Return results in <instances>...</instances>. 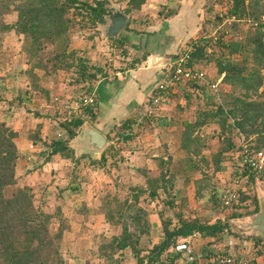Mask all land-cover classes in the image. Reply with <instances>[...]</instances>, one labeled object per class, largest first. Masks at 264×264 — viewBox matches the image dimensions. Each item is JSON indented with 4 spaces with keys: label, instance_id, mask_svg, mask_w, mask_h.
I'll return each mask as SVG.
<instances>
[{
    "label": "trees",
    "instance_id": "trees-1",
    "mask_svg": "<svg viewBox=\"0 0 264 264\" xmlns=\"http://www.w3.org/2000/svg\"><path fill=\"white\" fill-rule=\"evenodd\" d=\"M108 1L0 0V44L9 32L13 31L18 35L19 50L23 52L24 60L29 63L24 72L27 74L32 88L41 89L38 84L40 76L36 69H41L44 74L62 68L70 71V75L66 79L68 86L72 85L74 89L84 88L85 93H91L89 85L105 77L108 70L104 68L105 65L92 61L87 49L70 46L69 37L75 23L74 12L70 13V9L73 8V11L75 10L80 15L79 26L98 29V23L104 22ZM145 1L125 0L123 9L130 14L132 10L140 9ZM174 12L176 10L170 8L168 13L164 14L168 16ZM227 12L236 18L231 22V29L236 28L238 21L242 18L250 20L253 28L248 30L240 40L236 38L229 43L217 40L221 42L222 47L227 48L229 53H239L241 58L239 60L230 57L216 58L217 72L223 73L220 80L222 83L228 84L230 88L220 92L219 100H216L214 95L210 96L212 97L211 106L200 110L193 122L185 123L180 146L183 149L187 148V156L184 158L192 163V165L188 163L192 171L197 167V158L194 160L193 156H200L205 161L207 159L196 146L195 150H190L188 141L193 139L196 143H201V148L205 147L208 143L207 139L205 137L204 140H200L198 131L200 126L209 120L216 122L219 126V145L213 152V171L223 169L222 162L224 159H230L232 155L236 160L240 155L243 143L251 148L264 150V89L262 87L264 79L262 72L264 69V0H248L247 2L232 0L227 6ZM10 15H13L12 20L7 19ZM123 29H134L135 32H140L143 28L130 27V19H128ZM93 36L98 37V31L97 34L94 32L89 34L87 38ZM109 38L121 47V53L127 51L128 43L125 39H121L118 35L109 36ZM204 38L192 41L193 49L191 56L184 64L185 67L199 70V62L212 60L207 54L208 42ZM49 45L52 46L49 47ZM178 54L177 51L174 56ZM142 55L145 57L146 52H143ZM137 59L136 57L132 58V61ZM188 86L194 87L198 91L202 89L203 82L193 79L191 82L180 83L174 92L179 93ZM43 91L45 103H49V93L45 89ZM255 94H257L256 97H254ZM20 95H17L19 100ZM5 100L7 99L0 94V102ZM70 100L71 98L67 101L70 102ZM96 113L97 105L94 104V106H83L78 112H68L67 116L63 115V118L58 121V129H60L58 136L51 138L50 141H46V138L41 136L40 124L28 132L29 145L33 147L39 144L42 146L40 153L45 155L43 163L49 161L55 154L60 155L61 162L64 161L63 164L69 162L65 170L66 184L57 186L56 191L53 192L54 196L60 199L51 211L44 210L35 204L34 186L26 181L28 173H31L33 167L23 173L17 171V164L21 156L15 141L17 131L8 126L3 118L0 119V264H67L62 252L65 229H70L72 218H87L89 212L84 206V202H74L68 205L65 201L67 193L81 190V180L85 177L81 170L85 154L75 155L70 141L75 137L83 122L87 118L95 119ZM38 115L36 114V116ZM130 119L131 117L126 118L121 123L119 132L117 131L124 138V144L130 139L129 131L131 129L127 127ZM124 130H126L125 133ZM195 130L196 134L192 135ZM120 151H123L121 147H117L115 150L113 146L109 145L99 160L89 157V162L92 165L95 163H99V166L104 165L107 156L115 161L116 154ZM165 157L159 156L158 175L145 178V184H135V194L126 195L123 198L115 195L103 198L101 206L96 209L97 213L110 224L120 225V231L111 235L108 240L98 243L95 254L92 255L102 258L106 264H112L113 261H117V257H113L114 252L128 248L135 264H164L182 253V250L176 248L179 237L193 234L211 237L204 242L205 244L201 247L202 252L196 249L192 250L195 254H209L213 251L221 252L222 249H228L227 244L221 248L216 245L222 240L223 234L228 232L233 239V251H236L234 256L237 260L243 258L244 253L240 251V246H243L242 238L238 231L230 225L227 218L229 215L227 217L216 216L212 220L208 216L200 215L195 210L191 214L185 213L182 203L184 198L179 203L181 209L178 211L174 209L176 200H174L175 194L172 189L176 170L171 168L170 156ZM238 171L239 169L231 170L232 176L237 175ZM141 172L146 175L147 169L143 168ZM180 172L183 180L187 182L188 169L185 168V165L180 168ZM244 173H248L251 185L256 177H264V171L256 173L246 168ZM204 175L206 174L202 172V176L195 180V193H209L214 201L221 202V189H218L208 178H204ZM46 187L45 185L42 189L43 192L47 190ZM146 188L152 198L162 191L168 193L169 197L164 200V204L169 206L171 211L167 215L162 212L163 210L157 211L161 222L160 238L152 244L149 252L144 254L141 252L138 242L141 235L149 230V218L146 209L137 203L139 193ZM246 197H248V191H243L240 188L238 198L227 205L232 209V217L243 215L239 207ZM253 201L254 206L247 210V214L256 213L260 208L255 197ZM70 215L72 216L70 217ZM58 216V224L52 226L53 219ZM252 239L251 247H254L260 241V236H253ZM253 259H250V264L253 263Z\"/></svg>",
    "mask_w": 264,
    "mask_h": 264
},
{
    "label": "rangeland",
    "instance_id": "rangeland-1",
    "mask_svg": "<svg viewBox=\"0 0 264 264\" xmlns=\"http://www.w3.org/2000/svg\"><path fill=\"white\" fill-rule=\"evenodd\" d=\"M118 1H122L121 3L123 4L125 2V0H109L107 2V8H110L111 4L117 6L116 4L118 3L116 2ZM245 1L247 2L248 0ZM231 2L232 0H149L148 9H151L156 14H161V12L168 13L170 8L168 10L164 9L165 7L163 8V6H167V3L175 4L172 7L175 10L177 8L179 10L181 8L184 9L183 12L188 17L187 29L180 35L179 31L181 28H179V25L178 27L176 26V29H173V34H176L175 40L180 38L175 52H181L184 48H189L192 41H198L205 37L204 39L208 42L207 54L212 60L198 63L200 66L199 70H202L205 74L203 75L205 79H203V76L200 78L201 82H203L202 89L197 91L194 87L191 88V86H188V88L181 90L179 93L171 90L165 94L164 99L159 100L155 104H151V109H145L144 105L143 108L139 107L133 113L127 127H130L129 129L131 130H136L134 128H137L139 132L143 129L151 130L153 133L161 131L158 142L156 137L151 138L152 134L150 133L148 134V140L143 139V142L134 144L132 139L136 138L139 133L138 131H133V133H130V139L124 144V138L121 133H117L114 135L115 138L113 141L115 145L113 148L116 150L117 147H121L123 150L116 154V160L118 161L108 159L104 165L99 166V163L92 165L87 160L82 164V175L85 177L81 180V190L78 191L75 197H67L66 204L71 205V202H76V200L78 203L84 202V206L87 207L89 212L87 218H72L70 220V229H65L62 252L67 264H85V262L81 261V257L83 259H89V263L91 264H106L102 258L94 257L92 254H95L98 243H101L103 240H108L113 234L119 233L120 225L110 224L102 215L97 213L96 209L101 206V202L106 196L115 195L123 198L126 195L130 196V194H135V184H145V178L151 175H158L160 166L159 156L161 155L166 156L165 158H167V155L170 156L171 168L176 170L172 189V192L175 194L174 200H176L174 209L176 211L181 209L179 203L184 198L182 203L185 213L191 214L195 210L200 215L208 216L212 220L216 216L227 217L229 215L227 218L229 219L230 225L234 230L238 231L242 238L241 243L243 246H240V251L242 252L244 249L243 253L245 257L250 255V259L254 258V264L259 262L257 261L259 258H263L264 262V233L259 232V228H257L255 222L261 213V202L264 200V177H256L252 185L249 184L247 188L248 197L243 200L241 207H239L243 215L232 217V209L230 206L228 207L223 205L222 202L214 201L209 193H195V180L202 176V172L206 174L204 178H208L211 183L213 182L223 188H226L229 184L228 182L233 177L231 170H233L232 167L234 168L236 166L233 155L230 160H234V163L231 162V164L229 162L227 164L225 162V164L222 162L223 169L213 171V152L216 151L219 145L218 124L209 120L202 124L200 128L198 127L200 134L197 133L199 134L200 140H204L205 137L207 139L208 143L205 147L201 148V143H196L193 139L188 141V148L190 150H195L196 146L200 152L202 151L204 158L207 159L205 161L200 156H193L192 159L196 160L197 158V167L193 171L188 166V160L184 158L187 156V148L183 149L180 146L185 125L193 122L197 118L200 110H205L211 106L210 100L212 97L210 96L214 95V98L219 100L218 95L220 92L230 88L228 84L222 83V80H220L223 73L219 74L217 72L216 58L225 59L230 57L235 60L241 58L239 53H229L227 48L222 47L221 42L217 40L228 41V43L236 38L240 40L248 30L253 28L250 20L244 18L238 21L236 28H230L233 19L229 21L232 15L227 12V6ZM73 12L75 23L73 25L74 29L69 37L70 46L87 49L91 60L105 65L104 68L108 71L114 67L115 69L119 68V64L122 65L119 61L126 59V54L121 53L120 46L103 34L99 28L100 23H98V29L79 26V19L81 17L75 10L73 11V8L70 9V13ZM132 12L134 16H140L142 14L139 9L132 10ZM145 12L146 10L143 13L145 14ZM130 14L131 20L133 14L131 12ZM7 19L12 20L13 15L8 16ZM145 25L147 24L143 22L137 24L136 27L141 29L145 28ZM97 31L98 37L93 36L92 38H87L93 32L97 34ZM9 33L12 35H6L0 44V94L7 99L4 102H0V119L3 118L8 126H11L17 131V136L15 137L16 143L19 142L18 140L22 136L24 139H28L27 135L29 130H34L38 124L41 125L39 129L41 136H44L46 141H50L51 138L58 136V131L60 130L58 129V121L63 118V115L67 116L68 112H73L70 103L67 101L73 97L71 94L81 96L86 93L83 90L84 88L74 89L72 85V87L67 85L66 79L70 75V71L62 68L57 69L55 72L44 74L41 69H36L40 76L38 84L41 89L32 88L27 78L28 76L24 72L25 68L29 66V63L24 60V54L19 50L20 42L18 35L13 31ZM215 36H218V38ZM91 42H93L92 45ZM51 46L49 45V47ZM127 60H131V57H128ZM262 72L264 74V69H262ZM212 81H219V84L212 86ZM262 81V87L264 89V79ZM44 89L49 93V103H45ZM18 94H21V101L17 97ZM93 94L95 95V93ZM256 96L257 94L254 95V97ZM95 105H97V100ZM36 114L39 115L36 116ZM159 126L163 127L159 129ZM119 129L120 125L116 130L118 131ZM125 132L126 130H124ZM195 132L196 130L193 131L192 135L196 134ZM136 144L141 146L138 147ZM28 146L34 149L31 155L32 162L28 163L32 164L37 162L40 164L38 167L39 170H42L36 176L33 175L31 179L26 178V181L30 183L34 182L33 186L36 193L35 204L44 210L51 211L53 206L58 204V199H60L59 197H55L53 192L56 191L57 186L66 184L67 178L65 179L64 172L68 163L63 164L62 162L64 161L59 163L58 158L53 160V156L51 157L50 163H43L45 155L38 154L41 149L40 145H34V147L32 145ZM140 157L141 160L138 159ZM228 159H224V161ZM48 164H52V168ZM189 164L192 165V163ZM184 165L188 169L187 182H183L184 178L180 172V168ZM143 168L147 169L146 175H143L141 172ZM182 183L186 185L184 186L186 191L183 195H181ZM45 185L47 186V190L43 192L42 189ZM168 197V193L162 191L152 198L148 193V188L139 193V201L137 204L146 209L149 218V230L141 235L138 242V246L144 254L148 253L152 244L160 238L159 230L161 222L157 211L163 210L162 212L166 215L170 214L171 209L164 204V200ZM254 197L258 200L260 208L256 213L247 214V210L254 206ZM63 216L65 217V214ZM172 217L174 216L172 215ZM58 221L59 216L53 219L52 226H56ZM130 228L133 227L130 226ZM253 236H260V241L254 247H251ZM230 237L232 238L231 234L225 232L222 239L226 241ZM259 247L260 249L257 250ZM235 252L232 251L230 253L234 255ZM113 257H117V261H113L112 264H135V260L128 248L115 251ZM76 258L77 260H75ZM76 261L78 262L76 263Z\"/></svg>",
    "mask_w": 264,
    "mask_h": 264
},
{
    "label": "crops",
    "instance_id": "crops-1",
    "mask_svg": "<svg viewBox=\"0 0 264 264\" xmlns=\"http://www.w3.org/2000/svg\"><path fill=\"white\" fill-rule=\"evenodd\" d=\"M121 2L122 1H118L116 3L119 4V8L123 9L124 4ZM148 5L149 0H146L141 5L139 11L142 12V14H140V16H134L133 12H131L133 14V17L130 20V27H136L137 24L145 22L147 24L145 25V28H141L142 30L140 32H135L134 29L122 28L121 31L118 33V36L121 39H125L128 43L126 45L128 49L126 52L124 51L123 53L126 54V59L124 61H119L122 63V65L119 64V68L115 69L114 67L110 71H107L108 74L105 77H102L97 80V82L89 85L91 92L95 93L94 96H96L97 100L96 117L93 120L86 119L81 125L75 137H73L70 141V146L73 148L75 155L85 154L84 163L87 160L89 161V157L92 159H99L101 154L106 150L109 145H115L113 139L115 138L114 135L118 133L116 129L119 127V125H121V123L126 120V118L132 117L133 113L136 111L137 108H143L150 92L164 76L166 69L170 66L171 61H173V59L171 60V58L175 53L176 46L180 40V38H177V40H175L176 34H173V29H176V26L178 27L179 25V28H181L179 31V35L187 29L186 24L188 22V17L183 12L184 9L181 8V10H179L177 8L176 12L166 16L163 12H161V14H159L158 12V14L154 13L151 9H148ZM174 5L175 4L167 3V6H163V8L165 7L164 9L168 10V8L174 7ZM144 9L146 10L145 14L143 13L145 11ZM135 10L138 9H134L133 11ZM130 16L127 13V20L130 19ZM7 35L11 36L12 34L8 33ZM172 38H174V40H172ZM143 52H146L145 57L142 55ZM128 57H131V60H127ZM135 57L138 59L136 61H132V58ZM161 127L163 126H159V129H161ZM93 129L97 130V133H99L100 135H103L106 140V143H104L101 136L93 132ZM134 129L136 130H130L129 133H133V131H138L137 128ZM138 133V136L132 139V142L134 144H139L143 142V139L148 140V134L150 133L152 134L151 138L156 137L158 142L161 131L153 133L151 130L143 129L141 132L138 131ZM22 138L23 136L18 140L19 142H17L20 154L22 155L20 156L19 163L17 164V171L23 173L28 170V168L33 167V170L31 171V173H28L27 177L28 179H31L33 175L36 176L37 173H39L42 169L39 170L38 167L40 166V164H38L37 162L32 164L28 163L32 162L31 155L34 149L29 148L30 146H28V139L23 138V140H21ZM96 143H100L101 145H95ZM137 146L140 147L141 145ZM40 148L42 149L41 145ZM52 156L54 157L53 160H55V158H58V162L61 163V158L59 154H55ZM141 157L138 159L141 160ZM109 158L110 157L107 156V160ZM50 161L51 159L46 162L50 163ZM225 162L227 164L229 162L234 163V160L231 161L230 159H228L224 161V163ZM48 165H50V167L52 168V164ZM64 173L66 179L67 174L66 172ZM183 182L185 181L183 180ZM31 183L34 184V182ZM215 185L218 189L223 188L218 186L217 184ZM184 186L186 185L182 183L181 195H183L186 191ZM77 194L78 192L67 193L65 195V201L67 197H75V195ZM76 202L78 203L77 200ZM73 203L74 202H71V204ZM178 239L179 242H186L187 240H190V242L193 244V248L197 251L202 252L201 247L205 244L204 242L211 239V237L190 235L186 237H179ZM232 243L233 239L230 237L227 238L226 241L222 239L219 243H216V245L221 248L223 245L227 244V250L232 251ZM249 256L250 255H248V257ZM75 260H77V258ZM81 261L85 262V264H91L89 263V259H83L81 257ZM257 261H259L257 262V264L264 263L263 258H259ZM77 262L78 261H76V263ZM252 264H254V262Z\"/></svg>",
    "mask_w": 264,
    "mask_h": 264
},
{
    "label": "built area",
    "instance_id": "built-area-1",
    "mask_svg": "<svg viewBox=\"0 0 264 264\" xmlns=\"http://www.w3.org/2000/svg\"><path fill=\"white\" fill-rule=\"evenodd\" d=\"M231 15L229 21L236 19L233 14ZM192 49L193 44L191 43L189 48H184V50L179 52L177 56L173 57V61L166 69L164 76L150 92L148 99L145 102V109H151V104H155L159 102V100L164 99L165 94L171 90L174 91L178 84L193 79L200 80V78H202L204 75L202 70L184 66L188 58L191 56ZM217 82H213L211 85L216 86ZM55 98H57V96H55ZM95 102L96 97L91 92L81 96L74 94L69 103L73 112H77L78 110H81L80 108L83 106L94 105ZM235 165L236 166H234L233 169H239V173L231 178V181L226 188L223 189L220 195L222 204L226 206L238 198L240 188L243 191L247 190L250 184V179L248 173H244L246 168L256 173L264 171V150L254 149L249 147L246 143H243L240 155L237 156L235 160ZM176 248L184 251V253H181L174 259H169L164 264H249L250 262L248 256H243V258L237 260V258L230 253L233 250L229 251L222 249L221 252L213 251L209 254H195L192 251L194 248L190 240H187L186 242L178 241ZM243 251L244 249L242 252Z\"/></svg>",
    "mask_w": 264,
    "mask_h": 264
},
{
    "label": "water",
    "instance_id": "water-1",
    "mask_svg": "<svg viewBox=\"0 0 264 264\" xmlns=\"http://www.w3.org/2000/svg\"><path fill=\"white\" fill-rule=\"evenodd\" d=\"M111 4L110 8H107L106 13L104 15V22H101L99 28L107 37L109 36H117L121 29L124 27L127 20V13L124 9L119 8L118 4ZM95 134H98L102 137L104 143H106L103 135L97 133V130L93 129ZM95 145H101L100 143H96ZM257 224V228H259V232L264 233V200L261 202V213L255 221Z\"/></svg>",
    "mask_w": 264,
    "mask_h": 264
}]
</instances>
